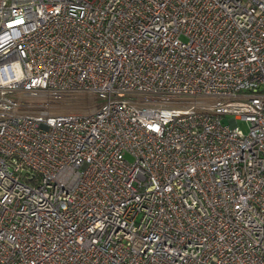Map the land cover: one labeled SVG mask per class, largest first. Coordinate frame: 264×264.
Here are the masks:
<instances>
[{
    "label": "built area",
    "instance_id": "2783aa9c",
    "mask_svg": "<svg viewBox=\"0 0 264 264\" xmlns=\"http://www.w3.org/2000/svg\"><path fill=\"white\" fill-rule=\"evenodd\" d=\"M0 264H264V0H0Z\"/></svg>",
    "mask_w": 264,
    "mask_h": 264
},
{
    "label": "rangeland",
    "instance_id": "374dc122",
    "mask_svg": "<svg viewBox=\"0 0 264 264\" xmlns=\"http://www.w3.org/2000/svg\"><path fill=\"white\" fill-rule=\"evenodd\" d=\"M83 99H86V98H83ZM238 125H239V127H240L243 131H246V129H247V125H246L245 122H243V121H238Z\"/></svg>",
    "mask_w": 264,
    "mask_h": 264
}]
</instances>
